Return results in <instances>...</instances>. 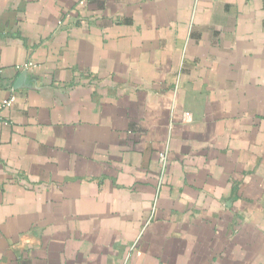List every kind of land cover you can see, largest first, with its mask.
<instances>
[{"label":"crops","instance_id":"crops-1","mask_svg":"<svg viewBox=\"0 0 264 264\" xmlns=\"http://www.w3.org/2000/svg\"><path fill=\"white\" fill-rule=\"evenodd\" d=\"M0 264H264V0H0Z\"/></svg>","mask_w":264,"mask_h":264},{"label":"built area","instance_id":"built-area-1","mask_svg":"<svg viewBox=\"0 0 264 264\" xmlns=\"http://www.w3.org/2000/svg\"><path fill=\"white\" fill-rule=\"evenodd\" d=\"M195 4H197L198 0H193ZM32 66L31 63L27 64L26 67H30ZM12 100L9 102L11 103ZM8 102L6 103H3V106H8L9 105ZM185 118L190 120V115L189 114H186L185 115ZM159 163H160V168H161V171H162V174L165 173L166 171V167H167V157H166V153H161L160 156H159Z\"/></svg>","mask_w":264,"mask_h":264}]
</instances>
